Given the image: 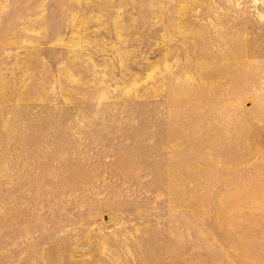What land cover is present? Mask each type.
<instances>
[{
	"label": "rangeland",
	"instance_id": "1",
	"mask_svg": "<svg viewBox=\"0 0 264 264\" xmlns=\"http://www.w3.org/2000/svg\"><path fill=\"white\" fill-rule=\"evenodd\" d=\"M0 264H264V0H0Z\"/></svg>",
	"mask_w": 264,
	"mask_h": 264
}]
</instances>
